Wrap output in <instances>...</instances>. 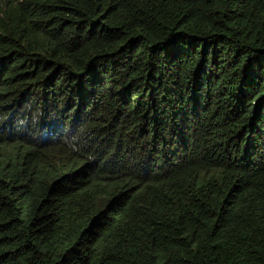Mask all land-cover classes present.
Instances as JSON below:
<instances>
[{
	"label": "trees",
	"instance_id": "trees-1",
	"mask_svg": "<svg viewBox=\"0 0 264 264\" xmlns=\"http://www.w3.org/2000/svg\"><path fill=\"white\" fill-rule=\"evenodd\" d=\"M0 264H264V0H0Z\"/></svg>",
	"mask_w": 264,
	"mask_h": 264
}]
</instances>
